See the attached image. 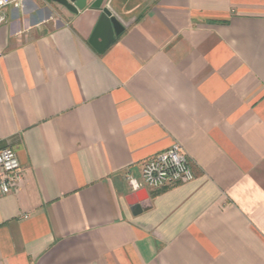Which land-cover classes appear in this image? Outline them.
Wrapping results in <instances>:
<instances>
[{
    "label": "crops",
    "instance_id": "1",
    "mask_svg": "<svg viewBox=\"0 0 264 264\" xmlns=\"http://www.w3.org/2000/svg\"><path fill=\"white\" fill-rule=\"evenodd\" d=\"M94 1L0 25V264H264V0H103L101 52ZM176 142L194 178L134 190Z\"/></svg>",
    "mask_w": 264,
    "mask_h": 264
},
{
    "label": "built area",
    "instance_id": "2",
    "mask_svg": "<svg viewBox=\"0 0 264 264\" xmlns=\"http://www.w3.org/2000/svg\"><path fill=\"white\" fill-rule=\"evenodd\" d=\"M26 0H0V25L7 22V7L22 6ZM24 178L23 167L16 151L5 146L0 149V195L15 190ZM142 183L129 177L132 188L137 190L143 184L153 189L191 181L194 173L183 146L176 142L169 148L149 157L141 170Z\"/></svg>",
    "mask_w": 264,
    "mask_h": 264
},
{
    "label": "water",
    "instance_id": "3",
    "mask_svg": "<svg viewBox=\"0 0 264 264\" xmlns=\"http://www.w3.org/2000/svg\"><path fill=\"white\" fill-rule=\"evenodd\" d=\"M65 5L73 12H78L79 9L84 8L87 5V0H55ZM103 0H95L91 6L94 8H101L102 13L98 24L94 30L91 43L96 47V49L101 52L103 51L112 41L115 39V34H119L124 26L122 22L112 13L110 7L105 6L102 8ZM98 37H102L103 41L99 42ZM142 191L134 192L128 196L129 201H134L139 198Z\"/></svg>",
    "mask_w": 264,
    "mask_h": 264
}]
</instances>
